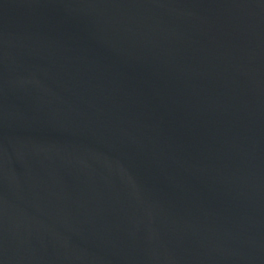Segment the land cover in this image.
Segmentation results:
<instances>
[{"label": "water", "instance_id": "1", "mask_svg": "<svg viewBox=\"0 0 264 264\" xmlns=\"http://www.w3.org/2000/svg\"><path fill=\"white\" fill-rule=\"evenodd\" d=\"M0 264H264V0H0Z\"/></svg>", "mask_w": 264, "mask_h": 264}]
</instances>
